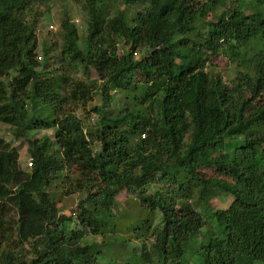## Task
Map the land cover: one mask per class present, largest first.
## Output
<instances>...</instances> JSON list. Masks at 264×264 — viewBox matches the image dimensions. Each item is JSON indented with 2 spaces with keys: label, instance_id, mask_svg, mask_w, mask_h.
Returning <instances> with one entry per match:
<instances>
[{
  "label": "trees",
  "instance_id": "1",
  "mask_svg": "<svg viewBox=\"0 0 264 264\" xmlns=\"http://www.w3.org/2000/svg\"><path fill=\"white\" fill-rule=\"evenodd\" d=\"M120 1L82 0V39L64 11L57 47L38 40L50 0H0V123L24 137L32 160L21 171L17 150L0 141V264H115L99 252L131 237L134 263L264 264V0H127L142 6L130 16ZM250 45L246 81L206 69L221 51L234 57ZM116 90L136 93L108 111ZM96 93L87 128L72 106ZM49 128L52 136H27ZM231 138L233 153L215 155ZM203 167L224 168L233 182L204 179ZM56 182L84 194L80 228L59 212ZM123 190L146 198L159 224L143 212L129 238L116 236ZM216 193L232 198L228 207L209 208ZM86 232L101 235L103 249L91 253Z\"/></svg>",
  "mask_w": 264,
  "mask_h": 264
},
{
  "label": "rangeland",
  "instance_id": "2",
  "mask_svg": "<svg viewBox=\"0 0 264 264\" xmlns=\"http://www.w3.org/2000/svg\"><path fill=\"white\" fill-rule=\"evenodd\" d=\"M146 3V2H145ZM148 4V3H147ZM146 5V4H144ZM245 5L247 6V0H245ZM254 4H250V8L253 9ZM120 7L123 8L127 14L130 16L133 13V9L140 10L142 6L139 4L136 5L134 3L127 0L120 1ZM46 10V15L42 18L40 24L38 25V40L40 42L46 37L47 40L56 43L57 47H60L62 40L58 35L60 30V18L63 16V12L66 11L70 16L71 21L75 23L78 28L79 37L82 39L87 32V21H86V12L82 5V0H50L49 4L45 6L43 11ZM249 12V10H246ZM212 19V17H211ZM254 45H250L249 47H238L237 49L242 51V54H238L234 57H230L228 54L221 51L218 55L212 56L210 58L211 63L207 65L206 69L208 71H214L220 74L224 81L230 84L231 80L238 76V81H246L247 75L251 73L249 65L251 67L250 60L254 57L256 53L257 47L253 48ZM121 47V44H119ZM236 49V50H237ZM40 54V53H39ZM234 58V60L232 59ZM209 61V62H210ZM95 75V72H93ZM77 77L83 78V74L81 71H77ZM136 91H111L110 95L112 97L110 104L106 107L108 111H118L126 102H130L129 97L131 98ZM133 102L138 101L137 96L132 98ZM99 93H96L93 96L91 102L87 103L85 106L79 105L76 107L75 105L72 108L77 112V114L81 117L84 122L85 127L92 128L96 124L97 114L93 110V106L96 104H100ZM52 136L53 129H35L27 132V136L31 138H40L42 136ZM0 141L7 148L16 149L18 156V166L19 169L23 172H27L28 158L29 154L27 152V143L24 137L17 138L13 135L12 127L3 123H0ZM239 141L237 138H231L228 140L227 146L220 151H218L215 155L223 154V153H233L235 150L236 143ZM70 176L74 177V173L71 170L69 173ZM199 174L204 179H221L225 181L233 182V175L228 172L224 168H216V167H203L199 169ZM66 187L60 182H56L54 187H51L50 192H52L53 198L56 200L57 207L60 213H65L67 216H71L72 222L68 223V227L71 228H80V223L77 220L78 212V204L81 198H83L84 194L82 192H73L70 194H65L64 189ZM155 186L151 185L148 188L147 193L151 190H154ZM148 196V195H147ZM117 203L113 212L116 215L117 219V228L118 232L116 236H121L122 238H129L132 233L133 221L132 219L137 216H143V212H151L153 213L154 224L158 225L160 222V216L158 212L153 210L150 204L147 202L146 198H138L126 190H123L117 196ZM232 198L229 195L224 193H216L213 198L209 201L210 209H223L228 207ZM183 201H179V205ZM196 207L198 210L205 209L206 205H199ZM200 207V208H199ZM87 243L89 244V251L93 254L97 253L100 249H103L101 246L102 236L94 235L89 232H86ZM129 242L124 247V249H120L118 246H114V248L110 249V252L104 250V252H99V258L102 262L106 263L107 261H112L115 264H140L134 263L132 258L139 254V250L137 249V240L134 238H129ZM140 242H138V245ZM140 246V245H139ZM114 250V251H113ZM190 264H203L202 262H195L193 260L190 261ZM148 264V263H144Z\"/></svg>",
  "mask_w": 264,
  "mask_h": 264
},
{
  "label": "built area",
  "instance_id": "3",
  "mask_svg": "<svg viewBox=\"0 0 264 264\" xmlns=\"http://www.w3.org/2000/svg\"><path fill=\"white\" fill-rule=\"evenodd\" d=\"M134 54H136V52H134ZM27 164H28V167L31 166V164H32V160H31V158H28Z\"/></svg>",
  "mask_w": 264,
  "mask_h": 264
}]
</instances>
